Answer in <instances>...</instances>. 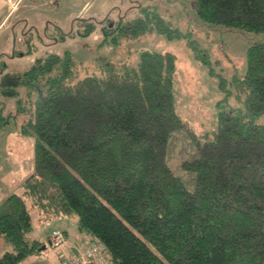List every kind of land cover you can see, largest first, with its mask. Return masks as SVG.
I'll list each match as a JSON object with an SVG mask.
<instances>
[{"label": "trees", "instance_id": "obj_1", "mask_svg": "<svg viewBox=\"0 0 264 264\" xmlns=\"http://www.w3.org/2000/svg\"><path fill=\"white\" fill-rule=\"evenodd\" d=\"M195 6L203 23L264 34V0ZM141 9L143 17L125 23L109 25L106 16L105 35H185L157 11ZM187 43L209 63L194 40ZM2 55L0 94L17 97L26 114L20 132L33 136V169L22 193L0 199V234L13 248L0 254V264H17L44 247L45 240L26 239L28 199L48 218L76 216L79 231L104 242L111 264H264V122L255 121L264 113L263 38L250 42L244 73L229 81L244 110L225 108L231 91L220 76L216 127L204 139L176 111L171 51L143 49L136 65L118 71L106 62L103 74L73 82L66 81L73 71L68 49L37 57L19 73L7 70ZM19 87L30 100L26 109ZM9 119L0 112V128ZM175 129L195 145L181 164L190 188L166 161Z\"/></svg>", "mask_w": 264, "mask_h": 264}, {"label": "rangeland", "instance_id": "obj_2", "mask_svg": "<svg viewBox=\"0 0 264 264\" xmlns=\"http://www.w3.org/2000/svg\"><path fill=\"white\" fill-rule=\"evenodd\" d=\"M142 7L157 11L171 22L172 27L187 36L168 37L154 30L136 36L120 35L118 31L105 35L103 27L108 22L102 20L106 16L110 21L109 25L116 24L118 20L125 23L129 19L143 17ZM27 15L29 19L35 20L32 28L30 22L18 21ZM121 15L124 16L119 19ZM10 20L16 25L12 31L13 46L9 51L14 50L15 56L21 51L13 63L14 73L29 68L37 57L48 53L62 54L66 49L73 57V71L67 77V82L85 75L103 74L106 62L112 63L118 71L125 66L136 65L143 49L173 52L176 56V69L172 90L176 111L201 139H204V132L210 137L216 127V103L223 95L219 86L220 76L225 79V87L231 91L225 108L231 111L244 110L242 100L235 97L234 87L229 81L233 75L241 76L244 73L245 52L250 42L257 38L264 39L262 33L237 31L227 26L203 23L197 16L195 0H20ZM88 25H92L94 29L84 33ZM188 38L207 53L209 63H203L194 57L187 43ZM18 89L26 109L30 100L24 95L23 87ZM0 112L10 118L8 124L0 128L1 199L10 191L23 192L21 182L33 169V136H24L20 132V125L26 114L17 110V97L0 94ZM255 121L263 123L264 113L257 116ZM195 153V145L185 131L175 129L170 132L167 164L172 172L183 177L189 188V174L181 164ZM27 204L32 229L26 234V239L38 236L42 238L40 222L43 221V215L29 199ZM73 218L76 219V216L71 217ZM44 245V248L27 256V260L47 255L52 258L53 264L58 261L60 264L65 257L57 253V247L47 243ZM12 249L11 243L0 234V254Z\"/></svg>", "mask_w": 264, "mask_h": 264}, {"label": "crops", "instance_id": "obj_3", "mask_svg": "<svg viewBox=\"0 0 264 264\" xmlns=\"http://www.w3.org/2000/svg\"><path fill=\"white\" fill-rule=\"evenodd\" d=\"M19 3L20 0H0V54H3L1 60L5 62L7 70L11 71L14 68L13 63L16 57L20 56L21 54L18 53V56H15L16 54L14 53V50L12 52L9 51V48L13 46L14 35L12 34V31H14L16 25L15 22H12L10 20V17ZM19 20H22L26 23L30 22L31 28L34 25V23L32 22H35L33 18L29 19V15L22 16L18 19V21ZM7 31H9V33ZM17 193L22 192L17 191ZM41 214L43 215V221L40 222V232L42 231L41 233L43 234V237L41 238L38 236V239L45 240V243L50 245L48 242L49 234L56 229L62 230L65 235L66 241L56 246L57 253L62 257H67L68 255L74 252L81 251L87 247L92 237L84 232L79 231L76 228V219H71V217L65 218L61 216L48 218L42 212ZM74 221L75 223H73ZM45 246L46 245H44V247ZM17 264H53V260L50 256L45 255L39 258H32V260H27L26 258ZM57 264H59V261Z\"/></svg>", "mask_w": 264, "mask_h": 264}, {"label": "built area", "instance_id": "obj_4", "mask_svg": "<svg viewBox=\"0 0 264 264\" xmlns=\"http://www.w3.org/2000/svg\"><path fill=\"white\" fill-rule=\"evenodd\" d=\"M48 241L50 245L58 246L64 243L66 238L61 230L56 229L49 234ZM60 264H111V258L104 242L92 237L85 249L68 255Z\"/></svg>", "mask_w": 264, "mask_h": 264}]
</instances>
